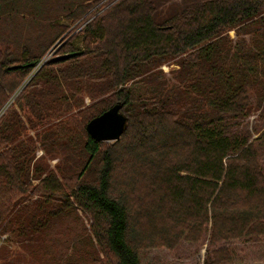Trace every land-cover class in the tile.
Instances as JSON below:
<instances>
[{
	"label": "trees",
	"instance_id": "16d2710c",
	"mask_svg": "<svg viewBox=\"0 0 264 264\" xmlns=\"http://www.w3.org/2000/svg\"><path fill=\"white\" fill-rule=\"evenodd\" d=\"M17 21L54 33L21 40L6 32ZM63 35L61 56L79 53L42 64ZM172 61L169 81L158 68ZM16 90L0 115V236L37 244L61 200L90 216L84 248L95 239L115 264H141L147 218L169 245L209 221L211 244L264 234V0H0V112ZM116 104L126 130L94 140L87 123ZM57 144L75 157L66 192L36 158ZM205 264L232 261L220 248Z\"/></svg>",
	"mask_w": 264,
	"mask_h": 264
},
{
	"label": "rangeland",
	"instance_id": "374dc122",
	"mask_svg": "<svg viewBox=\"0 0 264 264\" xmlns=\"http://www.w3.org/2000/svg\"><path fill=\"white\" fill-rule=\"evenodd\" d=\"M74 26H72L71 29L74 28ZM81 28L82 26L77 28L75 32H79ZM7 30L10 32L5 29L3 31H6L7 34H11L17 30L15 33L16 37L21 40L34 37V35L44 36L54 33L51 32L49 26H45L42 29V27L40 28L38 25H36V27L32 25L31 21H17L11 23L7 26ZM64 35L52 45L49 52L44 56L42 64L51 57L57 58L62 55L60 49L66 40L64 39ZM229 35L233 42L241 37H246L247 40L250 38L249 34L237 35L234 30H230ZM81 39L82 37L80 36L74 40V44H76L78 48H83ZM177 68V65L172 61L161 65L158 70L163 72V77H166L169 81H173V72ZM27 80L28 76L23 80L18 90L21 89L22 85ZM18 90L13 92L5 101L4 107L0 112L1 116L19 94ZM90 103V98L84 94L83 102L80 104L82 109L90 105ZM76 111L77 110L74 112ZM255 117L256 115L251 116L248 119V123ZM61 119L62 118H58L55 122L58 123ZM77 119L78 118H75V120L70 121V123H75ZM30 133L33 134V131H30ZM60 147L59 144L52 146L48 155H45L43 150L38 147L36 158L41 156L45 157V160L41 163L45 167H49L56 172L54 174L58 177L57 179L61 184L62 190L66 192L70 182L65 178L73 173L72 166L74 163L72 160L75 157L70 154L68 150ZM260 162L264 169V153L261 154ZM57 166L59 167L57 168ZM45 175L46 174L43 173L40 179L31 180L32 184L38 185ZM58 205L59 207L64 206L66 210H64L63 214H61L51 227L44 232V236H42L40 241L38 240L37 244L23 246L22 243H19L18 240H20V237H17L19 233L16 227L8 226L6 231H1L5 240L2 241L0 245V264H5L4 261L8 258L10 260H15L19 264H56L60 256L65 260V253L67 256L69 253L70 256L76 254L77 258L80 259V264H115L113 256L101 249V247L95 243V239L92 244L89 240L88 246L84 248V241L85 239L87 241L89 238H86L85 234L91 235L93 229L90 216H86V214L79 209L76 210L75 204L72 208H69L66 200H61ZM155 205L157 208L159 202L156 201ZM164 222L165 221H160L159 218L157 219V217L155 221L150 218L143 220L141 233L139 235L141 237L139 239L140 246L138 248L141 264H205L207 257L212 255L214 250L217 251L220 248H226L228 250L232 264H264V234L252 236L244 235L242 237L221 240L215 244H211L212 221H209L203 224V227L198 233L188 234L187 231L180 237H175L173 242L170 241L171 244L169 245V240L164 238L161 239V236H163L162 229H164L163 226H165ZM181 229L184 228L179 227L178 231ZM69 244H71V246L67 249Z\"/></svg>",
	"mask_w": 264,
	"mask_h": 264
},
{
	"label": "water",
	"instance_id": "95a60500",
	"mask_svg": "<svg viewBox=\"0 0 264 264\" xmlns=\"http://www.w3.org/2000/svg\"><path fill=\"white\" fill-rule=\"evenodd\" d=\"M73 54H66L57 58H69ZM122 104H116L103 114L91 119L86 126L87 132L96 141H117L127 128L128 118L121 111Z\"/></svg>",
	"mask_w": 264,
	"mask_h": 264
},
{
	"label": "built area",
	"instance_id": "2783aa9c",
	"mask_svg": "<svg viewBox=\"0 0 264 264\" xmlns=\"http://www.w3.org/2000/svg\"><path fill=\"white\" fill-rule=\"evenodd\" d=\"M4 238L5 237L3 235L0 236V245H1V242L4 241Z\"/></svg>",
	"mask_w": 264,
	"mask_h": 264
}]
</instances>
